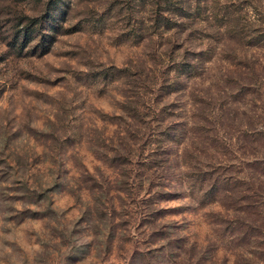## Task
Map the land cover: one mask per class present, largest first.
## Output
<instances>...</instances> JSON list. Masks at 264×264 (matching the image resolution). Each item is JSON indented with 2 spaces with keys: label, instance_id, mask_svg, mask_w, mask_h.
<instances>
[{
  "label": "rangeland",
  "instance_id": "374dc122",
  "mask_svg": "<svg viewBox=\"0 0 264 264\" xmlns=\"http://www.w3.org/2000/svg\"><path fill=\"white\" fill-rule=\"evenodd\" d=\"M263 182L264 0H0V264H264Z\"/></svg>",
  "mask_w": 264,
  "mask_h": 264
},
{
  "label": "trees",
  "instance_id": "16d2710c",
  "mask_svg": "<svg viewBox=\"0 0 264 264\" xmlns=\"http://www.w3.org/2000/svg\"><path fill=\"white\" fill-rule=\"evenodd\" d=\"M173 14H174V16L175 17H179V18H185V17H188L189 16V14H191L190 13V11H188V10H186V9H183L182 7H181V5L179 4V2H176V4H175V8L173 9ZM154 21L157 23V21H158V23H157V25H159V23H161V26H166V27H171V24H176V22H174V21H172L171 19H166V18H162V20H161V22H160V20L158 19V17H156L155 19H154ZM36 23V22H35ZM34 23V24H35ZM39 24H41V23H39ZM48 26H49V28H54V24H53V22H48ZM40 26V25H39ZM173 26V25H172ZM36 29V31L38 32V34H39V37H38V39H37V41L35 42V44L32 46V48H33V51H36L37 49H39V51H40V53L41 54H45V53H47L48 52V50H49V46H50V44L52 43V38H51V35L49 34V33H41V31L39 30V28H38V26L37 27H35ZM48 30H50V29H48ZM257 31V30H256ZM258 33H259V38H261L260 36H262V35H260V33L261 32H259V31H257ZM27 34V31L25 30L24 31V33H23V37L22 38H25V35ZM263 39V38H262ZM189 70H191V67H186V72H190ZM160 87H161V84L159 85ZM157 91H156V95H157V92H159V90H160V88L158 87L157 89H156ZM152 103V110H151V113H152V117H151V120L153 121H156V119H154V118H157V114H156V112L157 113H159V112H161V109H156V107H154L153 106V101L151 102ZM156 106V105H155ZM158 122V121H157ZM168 128H170V127H168ZM130 136V134H128V137ZM128 140H130V137L128 138ZM164 160H165V157H164ZM164 160H162V162L164 161ZM256 163V162H255ZM159 166H161V165H159ZM163 167L161 166V169H162ZM159 178H162V180H164V181H167V177H166V175L165 174H162V175H160L159 176ZM262 185H264V182L262 183ZM173 193L171 192V191H169L168 189H167V191H163L162 193H160V195H162L163 196V198L166 200V197H168V198H170V196L172 195ZM239 211V210H238ZM239 212H241V211H239ZM242 213V212H241ZM246 216H248V217H251L250 219H247V218H243V219H241V220H244L248 225H251V227L253 226V217H252V213L251 212H249V213H247L246 214ZM243 217V216H242ZM258 227V226H257ZM259 233H262V231H260ZM262 235H264V233H262ZM260 241H257V246L259 247V248H261V249H263L264 250V236L263 237H261V239H259ZM256 243V242H255ZM175 247H177V246H174V248ZM164 249V247L162 246V245H159L156 249H154V250H152V251H150V252H156V254L158 253V252H160V251H162ZM176 250L177 249H174V251H169V256H168V258H166L165 259V261H163V262H161V263H164V264H176L175 262V258H177L179 255H178V253L176 252ZM147 253H149V252H147ZM238 255H240L242 258H249V257H253L254 255H253V253L250 251V250H242L241 251V253H239ZM133 257V256H132ZM165 257V255L164 254H162L161 255V258H164ZM190 257V256H189ZM174 260L175 262H169V260ZM164 260V259H163Z\"/></svg>",
  "mask_w": 264,
  "mask_h": 264
}]
</instances>
